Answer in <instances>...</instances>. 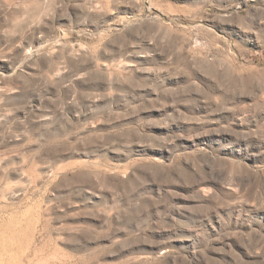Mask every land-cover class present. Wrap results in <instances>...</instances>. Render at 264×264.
<instances>
[{
  "label": "rangeland",
  "instance_id": "1",
  "mask_svg": "<svg viewBox=\"0 0 264 264\" xmlns=\"http://www.w3.org/2000/svg\"><path fill=\"white\" fill-rule=\"evenodd\" d=\"M0 264H264V0H0Z\"/></svg>",
  "mask_w": 264,
  "mask_h": 264
}]
</instances>
